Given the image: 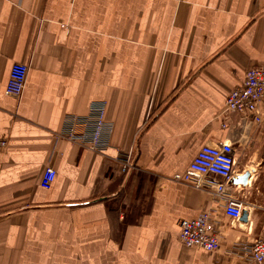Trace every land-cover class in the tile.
<instances>
[{
	"label": "crops",
	"instance_id": "crops-1",
	"mask_svg": "<svg viewBox=\"0 0 264 264\" xmlns=\"http://www.w3.org/2000/svg\"><path fill=\"white\" fill-rule=\"evenodd\" d=\"M15 62L29 67L18 97ZM262 63L264 0H0V264H264L227 253L264 228V100L261 123L225 110ZM97 101L108 148L56 140ZM220 142L236 152L227 193L246 197L245 220L175 178ZM208 210L219 249L186 247L178 221Z\"/></svg>",
	"mask_w": 264,
	"mask_h": 264
},
{
	"label": "built area",
	"instance_id": "built-area-1",
	"mask_svg": "<svg viewBox=\"0 0 264 264\" xmlns=\"http://www.w3.org/2000/svg\"><path fill=\"white\" fill-rule=\"evenodd\" d=\"M29 67L24 62L13 63L6 84V93L18 97L26 84ZM264 100V63L247 70L243 83L232 89L226 97L225 110L239 118H250L262 122L260 105ZM106 103L93 102L87 115L65 117L56 140L65 139L71 143L87 147L95 152H103L110 145L112 125L106 121ZM8 139L0 137V150L6 148ZM236 152L229 142L215 145L203 144L188 168L176 179L197 188L213 190L214 195L224 201L227 215L235 220L244 213L243 198L227 193V187L235 176ZM132 165L124 161L123 170ZM56 176V169L45 166L40 177V185L50 188ZM216 177V178H215ZM206 188V189H207ZM179 239L188 248L216 251L220 247V230L212 211H204L195 219L182 218L178 221ZM228 255H241L252 263L264 262V228L259 237L250 243H237Z\"/></svg>",
	"mask_w": 264,
	"mask_h": 264
},
{
	"label": "water",
	"instance_id": "water-1",
	"mask_svg": "<svg viewBox=\"0 0 264 264\" xmlns=\"http://www.w3.org/2000/svg\"><path fill=\"white\" fill-rule=\"evenodd\" d=\"M246 215H247V213H244L241 218L245 220L246 219Z\"/></svg>",
	"mask_w": 264,
	"mask_h": 264
},
{
	"label": "rangeland",
	"instance_id": "rangeland-1",
	"mask_svg": "<svg viewBox=\"0 0 264 264\" xmlns=\"http://www.w3.org/2000/svg\"><path fill=\"white\" fill-rule=\"evenodd\" d=\"M243 199L246 201L247 199H246V197H243Z\"/></svg>",
	"mask_w": 264,
	"mask_h": 264
}]
</instances>
